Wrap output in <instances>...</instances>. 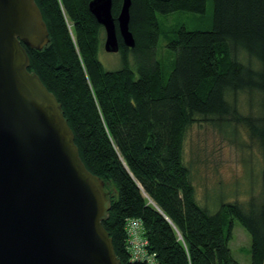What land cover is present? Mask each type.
<instances>
[{
    "label": "trees",
    "instance_id": "1",
    "mask_svg": "<svg viewBox=\"0 0 264 264\" xmlns=\"http://www.w3.org/2000/svg\"><path fill=\"white\" fill-rule=\"evenodd\" d=\"M34 1L49 42L41 50L25 47L28 70L61 104L85 167L105 182L110 204L102 225L120 264H146L127 249L130 218L140 220L146 249L159 264H238L229 247L234 221L250 236V264H264V0H131L135 45L125 46L117 33L116 70L98 58L103 27L90 0ZM208 1L212 28L176 29L164 74L155 58L157 14L203 13ZM121 2L112 0L114 18ZM130 50L142 59L137 75ZM240 93L246 112L237 105ZM199 119L221 130L241 127L258 146L259 197L221 201L213 212L197 202L183 144Z\"/></svg>",
    "mask_w": 264,
    "mask_h": 264
},
{
    "label": "water",
    "instance_id": "2",
    "mask_svg": "<svg viewBox=\"0 0 264 264\" xmlns=\"http://www.w3.org/2000/svg\"><path fill=\"white\" fill-rule=\"evenodd\" d=\"M131 0H90L104 49L135 45ZM118 33V34H117ZM49 42L34 0H0V264H120L102 225L110 197L82 162L61 104L28 70Z\"/></svg>",
    "mask_w": 264,
    "mask_h": 264
},
{
    "label": "rangeland",
    "instance_id": "3",
    "mask_svg": "<svg viewBox=\"0 0 264 264\" xmlns=\"http://www.w3.org/2000/svg\"><path fill=\"white\" fill-rule=\"evenodd\" d=\"M160 36L155 49V58L168 74L174 53L167 43L179 27L193 30H209L213 25V5L208 1L203 13L174 11L157 14ZM98 58L107 70L121 67L120 52L104 49V31L100 33ZM129 64L137 75V65L142 60L134 51L128 52ZM237 105L243 111L248 106L244 94L237 95ZM184 163L189 167L191 182L195 187L197 202L215 211L221 201H246L249 196L259 197L261 192L262 157L258 146L251 142L244 129L221 130L205 120H197L186 131L183 144ZM231 254L238 264H250V236L234 221L232 238L229 241Z\"/></svg>",
    "mask_w": 264,
    "mask_h": 264
},
{
    "label": "built area",
    "instance_id": "4",
    "mask_svg": "<svg viewBox=\"0 0 264 264\" xmlns=\"http://www.w3.org/2000/svg\"><path fill=\"white\" fill-rule=\"evenodd\" d=\"M127 236V249L131 253L132 260L143 261L146 264H159L154 258V254H150L146 249L147 241L142 238L141 222L139 219L130 218L125 224Z\"/></svg>",
    "mask_w": 264,
    "mask_h": 264
}]
</instances>
